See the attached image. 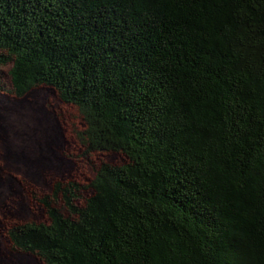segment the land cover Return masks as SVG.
<instances>
[{
  "label": "trees",
  "instance_id": "trees-1",
  "mask_svg": "<svg viewBox=\"0 0 264 264\" xmlns=\"http://www.w3.org/2000/svg\"><path fill=\"white\" fill-rule=\"evenodd\" d=\"M8 62L12 93L57 90L87 150L127 158L99 165L82 206L75 192L70 214L28 226L24 251L264 264V0H0Z\"/></svg>",
  "mask_w": 264,
  "mask_h": 264
},
{
  "label": "flooded vegetation",
  "instance_id": "flooded-vegetation-1",
  "mask_svg": "<svg viewBox=\"0 0 264 264\" xmlns=\"http://www.w3.org/2000/svg\"><path fill=\"white\" fill-rule=\"evenodd\" d=\"M42 86L49 87L44 84L37 85L30 88L22 95H16L12 93L13 90H11V94L16 100L22 98L21 108L16 109L15 114L17 117H22V119L26 117L28 122H35V119L31 116L29 117L26 109L23 107L29 108L30 111L34 110V100L29 97L37 96L38 94L33 93V91L41 89ZM53 91L57 93L58 101L63 105L67 104L75 108L77 113L76 119H78V114L81 119L79 124L82 129L78 130V127L73 128V125L66 128L67 121L65 115L62 114L60 119L55 117V125L59 132H66V129H68L67 133L70 134L69 136L67 135L68 139H66V136H63L65 143L70 145V138L77 140L79 143L77 142L74 144V149L80 152L81 157H86L88 154L90 156L92 153H98L99 151L87 150V145L81 142L82 137L80 140L79 135L82 133L85 124L76 106L62 101L57 90L53 89ZM52 106L53 105L50 103V107ZM49 123L50 120L48 121V124ZM42 134L41 125L38 123L37 126L34 125L31 131H26L24 136L28 137L31 143L36 145V147L41 148L42 146V148H44L43 144L39 142ZM59 150V155H61L65 149L59 147ZM52 156L54 158L56 157L55 154ZM48 165L49 166H44L47 168L46 171L48 170L49 173H55L56 175L47 173L49 178H46L45 181L41 183L35 180V178L29 177L26 174L27 169H12V171H10L0 165V183H2L4 179L6 184L5 192L0 195V264H46L44 260L35 253L32 251H24L21 247L25 241H33L35 239L34 234H29L25 237L26 229H29L28 226L50 225L51 215H55V213L62 214L63 217L70 214L67 207V198L76 194L75 192H78L79 197L75 196L76 199L73 202H75V205L78 207L82 206V204L80 205V199L84 197L83 201L85 202V198L88 196H82V192L87 189H89L91 193L93 192L89 185L84 186L79 182L77 183L76 179H73L74 177L71 173L73 171L72 166H69V168L66 166L64 170H62L61 167L64 166L63 161L58 160L56 162L51 160ZM91 165L94 177L99 166H96L94 163H91ZM23 166L28 167L29 164ZM39 167H42V164ZM91 180L92 179H89L87 181L88 184H90ZM73 184H77V190L74 189L75 186ZM20 234H22L21 237L19 236ZM18 243H21L20 246L17 245Z\"/></svg>",
  "mask_w": 264,
  "mask_h": 264
},
{
  "label": "rangeland",
  "instance_id": "rangeland-1",
  "mask_svg": "<svg viewBox=\"0 0 264 264\" xmlns=\"http://www.w3.org/2000/svg\"><path fill=\"white\" fill-rule=\"evenodd\" d=\"M11 63L0 64V165L12 171V169H27V175L39 183L44 182L45 179L49 178L48 170L44 166L48 165L50 161L53 162L63 161L64 166L61 167L62 170L66 166L73 167L71 172L73 179L77 180V183L87 186L88 180L93 177V169L91 163L99 166L101 163H110L113 165H121L127 161L126 156L121 152L115 151H103L98 153L89 154L86 157H81L80 152L74 149V144L78 141L70 138V145L65 143L63 136L68 134V129L66 132L61 133L56 128L55 117L60 119V117L65 115L67 121L66 128L73 125V128L78 130L82 129L79 122L81 119L75 108L63 105L58 101V96L55 91L50 87L42 86L41 89L33 91V93L38 94L37 96H30L34 100V110L30 111L29 108L26 109L29 117L35 119V122H28L25 117L16 116V109L21 108L22 98L16 100L11 94L12 86L10 83L9 69ZM50 103L53 105L50 107ZM50 123L48 124V121ZM40 123L42 128V135L40 136L39 142L43 144L44 148L36 147V145L31 143V140L24 136L26 131H31L34 125ZM70 131V130H69ZM35 139V138H34ZM49 140V141H48ZM36 141V140H35ZM48 141V142H47ZM39 143L38 141H36ZM79 143V142H78ZM59 147L64 148V152L59 155ZM56 151V152H54ZM56 155L54 158L52 155ZM63 155V156H62ZM48 162V163H47ZM28 167H24L23 165ZM42 164V167H39ZM9 165V166H8ZM56 175L55 173H49ZM68 177V176H67ZM6 184L4 182L0 183V195L5 192ZM91 194L90 190L82 192V196H89ZM87 196V197H88ZM84 197L80 199V205L84 203ZM35 211V210H34Z\"/></svg>",
  "mask_w": 264,
  "mask_h": 264
}]
</instances>
